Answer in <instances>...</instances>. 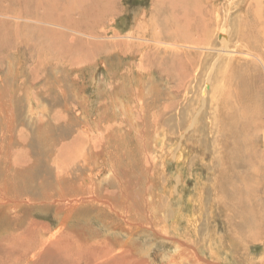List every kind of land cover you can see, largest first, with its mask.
<instances>
[{
	"label": "bare ground",
	"instance_id": "6f19581e",
	"mask_svg": "<svg viewBox=\"0 0 264 264\" xmlns=\"http://www.w3.org/2000/svg\"><path fill=\"white\" fill-rule=\"evenodd\" d=\"M209 2L212 8L204 9L201 0H157L151 19L141 14L127 35L115 34L110 56L103 57L110 65L109 81L101 79L97 84V99L105 98V103L100 101L97 107H89L85 83L87 77L92 85L100 60L95 54L65 68L48 61V81L40 87L15 50L17 34L0 21V216L4 221L29 211L43 216L53 211L62 225L94 222L90 234L118 245L132 264H148L143 257L153 264H218L200 256L196 248L214 261L264 264V247L259 256L251 257L244 247L260 241L264 206L259 199L264 152L258 145L264 143V0ZM40 4L46 20L74 11L94 13V18L108 8L101 0L91 9L83 0H40ZM0 12L6 10L0 7ZM62 26L86 34L76 24ZM55 37L65 48L58 46L59 60L61 55L71 60L89 46L104 49L101 42H84L75 33ZM152 65L175 78L176 85ZM70 69L82 79L79 74L69 79ZM73 96L83 106L82 121L79 127L70 121L61 135L54 134L64 117V105L71 109ZM55 102L65 104L55 107ZM173 104L180 107L167 117ZM29 141L35 145L32 151L39 148L33 164L30 150L24 147ZM171 144L174 147L167 150ZM188 147L194 152L189 165L209 156L213 174L210 189L197 179V198L189 194L183 207L178 191L185 183L182 175L155 183L150 165L161 157L164 166L167 150L178 172L187 164ZM84 166L88 173H77ZM217 210L225 233H219L217 224L212 231L208 227ZM201 217L204 225L198 224ZM159 234L161 245L156 242ZM13 235L0 239V252L8 254L4 245L9 244L6 263L27 264L28 256L14 250L27 243ZM55 238L53 234L43 242L56 245ZM37 254L41 250L32 247L31 260L37 262Z\"/></svg>",
	"mask_w": 264,
	"mask_h": 264
},
{
	"label": "rangeland",
	"instance_id": "374dc122",
	"mask_svg": "<svg viewBox=\"0 0 264 264\" xmlns=\"http://www.w3.org/2000/svg\"><path fill=\"white\" fill-rule=\"evenodd\" d=\"M28 1L29 2L26 4L24 3V0H0V7L6 10L5 12L6 14L0 12V21L4 20L3 22L9 24V27H11V32L13 31L17 34L16 36L18 38V41L16 42V46H17V48H15L16 52H19V54L21 55L23 63L25 64V67L30 71L32 70V73L34 72V75L36 76V82L39 83L38 86L40 87L45 85V83H47L48 81L47 80L48 78H46V70H47L46 64H48V61H51L53 64L57 66L61 65L65 68V66L66 67L75 66L74 65L76 64L75 61L81 60L83 58L85 59L92 55L94 56L95 54V57H98V59L100 60L97 61V66H95L94 68L95 73L93 72L94 79L92 80V85L89 84L90 80L87 77L85 78L86 80L85 83L87 86V90L89 91L90 101H91L89 103V107L99 106L100 101L101 103H105L104 102L105 98H101V100L99 98L97 99V95H96V93L98 92L97 84L100 83L101 79H103L104 81L105 80L109 81L108 79H109L110 73L108 69L110 65L105 63V61L103 60V57L110 56L108 52L109 50L113 48L112 46L113 37L116 35H119L121 37L127 35V33L135 25V20H136L135 18H137L141 14H143L146 19H151V17H153L154 13L156 12L155 10L157 7L156 5L157 0H101L103 1L105 5H108V8L106 9L107 12L103 11L102 14H98L94 18H93L94 13L92 16L91 13L85 14V13L74 11V12H71L69 15H62V17L60 16L59 19L58 17H56V18L46 20L43 18L46 16H42L44 15L43 12L45 13V11H43V8L40 4V0L38 1L28 0ZM61 1L71 2V0H61ZM83 1H84V5H87L85 7L91 9V6L94 5L96 0H83ZM209 1L210 0H201V3L204 9L212 8V5ZM96 3L100 4V1ZM218 4L219 6H217L214 3V6H217V8H220L221 3H218ZM22 11H24V13ZM36 11L38 12L36 13ZM87 15H89V17ZM61 22L62 23L69 22L73 25L76 24L77 27L82 29V31L86 34H81L71 29H67L66 27L62 26ZM60 33L66 35V37L67 36L69 37L70 34L75 33L76 36L80 37V39H83L84 42H86V40H94L96 42H101L102 46L100 48L101 49L104 48V49L102 51V50H97V48H95L94 46H89L86 49H84L80 54L74 55L71 60H69V57H67V55H61V57H59L60 58L59 60L57 58L59 56L57 54V51L59 52L58 48L60 47L61 50L65 51V48L62 49V46L61 45L59 46V43H58L59 39L55 37V35L57 36V34H60ZM48 43H52L51 46H49ZM152 48L156 50V47H151V49ZM186 50H191L195 52L203 51L202 49H186ZM32 53L33 55L38 53L40 54V57H35L32 55ZM60 54H62V52H60ZM39 60L40 62H42V64L39 62ZM152 66H154L155 70L159 74H161V72L158 71L159 68L156 67V65H152ZM71 72H72V69H70L71 76H68L69 79L74 77L76 74H79L82 79V75L78 73L75 69L72 73ZM85 74L87 75L86 72ZM161 75L169 78L172 85H176L177 80L175 78L173 79L172 77H169L165 74H161ZM25 80L27 79L25 78ZM178 91L180 92V90ZM70 99H72L71 109H69L68 107L64 105L65 101L62 103V105L60 104V102L54 103L55 107L59 105L61 106L64 105V108L62 107L64 110L63 112L64 117H62V119L58 122L56 130L52 131L54 134L61 135V132L66 129L65 125L70 123V121L71 122L74 121L75 126L77 127H79L78 124H80L82 121L80 120L82 117V111L84 112L82 104L78 102L77 99L74 98V96L70 97ZM177 105L178 104L172 105L173 110L166 114L167 117L168 115L170 116L171 114L176 112V110L180 107L179 105L178 106ZM104 110H105V106L102 107V111ZM96 113H98L97 110H96ZM91 115L95 117L94 113H92ZM96 117H98L99 119L101 118V116L99 115H96ZM104 118L105 117L103 116L102 121L107 122V120ZM82 130L84 131L85 129H82ZM161 131H162V128H161ZM75 134H77V131L75 132ZM79 141L82 143L83 139H80ZM66 142L67 141H63V143H66ZM177 144L178 143H175V146ZM33 145L34 144L32 143V141L31 142L29 141L28 143L24 145L26 149L30 150L28 159L30 160V163L32 162V164L35 162V158L38 156V153L36 151L37 149L39 150L38 146H36L37 148L36 151L35 152L32 151L31 147H33ZM258 145H259V149L264 152V143L260 141ZM84 147H85V143L83 144V148ZM169 147H174V144L168 145L167 150ZM167 150L163 151V156L167 157L168 159L167 161H164L166 162V164L163 166V159L161 157H159L158 159L154 158L152 162L155 160L157 162L156 161L154 162L156 164L155 166L150 165V168H151L150 171H153L156 174L155 183H163L165 182V180L167 182L169 177L175 181L178 175L180 174L182 175V180L185 183H184V186L180 185L178 187L179 189L178 191H182L183 199L180 205L181 206L183 205L184 207V199L187 196H189V194L192 193L193 195L194 193L193 199L197 198L196 197L197 191L195 190V184L197 182V179L199 180V184H202L205 189H210L211 179L209 178L212 176L213 173L209 171L208 164L210 163L211 158L208 156L206 157L204 161L197 158L196 161L193 163L194 164L193 167H191L189 163L192 161L191 158L194 155V152L192 148L188 147L187 150L184 151V152L189 151V154H188L189 156H186L189 159V160L188 159L186 160L187 164H185L184 166L181 165L180 168L182 170L180 171L178 170V172H175V169H177V166H176L177 163ZM160 154L162 155V153ZM148 163L150 164V161H148ZM103 165L104 163L101 164V167ZM88 171L89 169H87V167L84 166V168L82 170H78L77 173H80V172L88 173ZM261 186L262 187L259 192V199L262 205H264V174L262 175ZM262 210H263V217H262V222H261V234L259 235L260 241L251 242L248 246H244L248 252L249 257H251L252 255L259 256L264 247L263 244L261 243V242H264V206H262ZM30 212L31 211H29L28 213H25V215H22L16 218L15 217L10 218V217L4 216L8 218L6 221H4L5 219L0 216V219H1L0 232H2L3 228L7 227L9 229V230L7 229L6 231L4 230L2 233H0V239L3 237H7V236H14L13 234H15L16 236H18L17 237L18 240L21 239L22 241H26L27 244L23 245V247L17 246L14 250L17 251V253H21V254L25 253L26 256H28V258L25 259L26 260L25 262L27 264H96V263L98 264H132L133 262V259L130 258V256L126 257L125 253L119 250L118 245H114V244L112 245V244L100 242L98 241V237H94L92 234H90V232H92L91 226L92 227L95 226V224H93L94 222L86 224L85 220L83 222L82 221L80 222L71 221V222H68L67 224L62 225L57 222L55 217H53V211L47 215L45 214V216H43L44 214L43 215L39 214V211H35L33 213L32 212L30 213ZM215 214L216 215L214 216V221L210 220L208 227L211 228L210 230L212 231L217 226L219 233L221 232L225 233L226 225L221 220L222 213L217 210L215 211ZM198 224H201V225L205 224V220L203 217L200 218V222ZM53 234L57 235V238L53 240V241L57 240L56 245L43 242L44 238H47ZM162 237L163 236H161V238ZM157 238L158 239L160 238V234ZM158 239L156 242L159 245H161V241L160 239L159 240ZM82 241L85 242L86 244L85 243L83 244ZM110 242L113 243V240L111 239ZM166 245L167 247L172 246L170 242L169 243L166 242ZM2 246L3 245L0 246V250ZM11 247L12 246H10L9 244L4 245L5 250H7L6 253L8 254L10 253L9 251ZM32 247H36L37 250H41V254H37L35 258L37 259V262L31 260L32 259L31 257ZM196 251L199 253V255L201 254L200 256H202L203 258L207 260L209 259V261L216 262L218 264L219 263L227 264L226 262H223V261L221 262L214 261L213 259L210 258L209 255H207L200 248H196ZM8 254L3 255V253L0 252V264H10V263H6L5 261ZM156 254L157 253L153 252L152 253L153 257L156 258L158 261L160 260V262H162L158 254L157 255ZM16 255L17 254H13L12 256H16ZM240 257L245 258L243 255ZM143 258L148 260V264H153L150 258L148 257H143Z\"/></svg>",
	"mask_w": 264,
	"mask_h": 264
}]
</instances>
